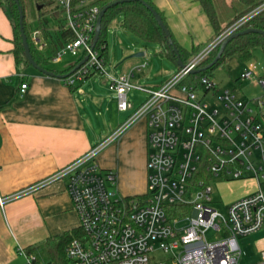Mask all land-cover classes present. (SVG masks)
Returning <instances> with one entry per match:
<instances>
[{"label":"built area","instance_id":"2783aa9c","mask_svg":"<svg viewBox=\"0 0 264 264\" xmlns=\"http://www.w3.org/2000/svg\"><path fill=\"white\" fill-rule=\"evenodd\" d=\"M97 1L52 0L48 17L61 22L73 39L58 49L50 63L57 64L66 55L75 61L86 57L63 83L74 87L94 75L104 76L118 111L130 113L82 156L43 181L0 197V207L63 181L83 233L65 247V264H238V239L264 229V102L241 99L207 77L182 82L228 36L264 11V2L229 25L161 85L144 87L130 82L132 71L119 77L105 71L107 60L92 46L100 12ZM31 39L39 51L46 49L39 31ZM254 69L250 65L240 79H251ZM257 84L264 89V76ZM26 87L21 84L19 93ZM131 90L144 94L135 108L127 96ZM208 96L216 97L221 112L206 101ZM141 121L146 127V190L126 197L117 190L115 173L99 167L96 158ZM216 180H253L257 189L223 204L222 214L212 197ZM208 232L213 233L211 240ZM16 254L24 264H52L19 247ZM254 264H264V249Z\"/></svg>","mask_w":264,"mask_h":264},{"label":"crops","instance_id":"0c3cea01","mask_svg":"<svg viewBox=\"0 0 264 264\" xmlns=\"http://www.w3.org/2000/svg\"><path fill=\"white\" fill-rule=\"evenodd\" d=\"M150 1L162 14L175 43L186 52L188 60L214 38V32L201 9L199 0ZM40 9L45 12L47 8L36 4L34 8L36 16L32 15L28 20L30 36L34 31H38L39 20L51 21L48 14L37 18ZM13 38L9 14L6 9L1 8V198L14 195L43 181L93 147L88 131L90 123L88 109L89 104L96 99L89 96L86 90L93 76L84 83L70 88L60 79L45 76L22 63L17 65L13 55ZM157 47L159 55L160 46ZM137 51H143L145 55L144 50ZM43 52L47 54V51ZM72 64L61 70L54 69L60 72ZM133 69L130 70L132 76L135 71ZM21 84L27 85L23 94L19 93ZM122 141L123 152L126 155L124 162L131 165L138 161L144 163V188L127 194L120 191L117 183V190L126 197L142 195L146 190L145 123L143 121L137 123L115 142L116 146L119 147ZM75 228H78V219L63 181H56L31 194L13 199L0 207V264H24L23 259L16 254L18 247L22 249L36 247L50 236ZM262 249L264 245L257 251L258 258ZM35 253L39 254V250Z\"/></svg>","mask_w":264,"mask_h":264},{"label":"rangeland","instance_id":"374dc122","mask_svg":"<svg viewBox=\"0 0 264 264\" xmlns=\"http://www.w3.org/2000/svg\"><path fill=\"white\" fill-rule=\"evenodd\" d=\"M212 2L221 28H224L232 20L236 11L242 8L237 0H212ZM37 3L36 0H32L28 4L30 7L27 5L25 13L27 23L32 15L36 16L32 5ZM52 7L51 4V7L49 6L45 12L42 9L38 12L42 15H49ZM39 17L41 15H37L38 19H40ZM122 19V15H116L107 30V63L105 71L114 77L126 76L134 67L145 64L140 72H133L134 75L130 78V82L136 86L146 87L158 86L161 82L174 75L178 71V67L158 55L156 44L145 46L135 36L126 31L122 27ZM50 22L51 26L49 30L53 33L57 24L54 20ZM140 49L145 51V55L142 58L128 59L119 64L128 54ZM125 53L127 54L125 55ZM253 53L254 56L249 61H241L234 56L230 57L222 66L214 68L208 75V78L217 83L221 90L232 91L241 99L264 102V89L257 84V80L264 76V54L259 49H255ZM74 61V58L66 55L58 65L49 62L47 68L61 70L74 63ZM250 65L255 66L253 70L254 76L251 79H240V75ZM86 90L89 96L96 99L92 104H89L88 109V116L90 118L88 131L90 139L93 142L92 146H96L102 143L116 129L118 124L127 118L130 111H118L115 94L110 89V84L104 76L94 75L92 81L86 86ZM127 96L134 108L144 100V94L136 90H131L127 93ZM206 101L214 105L220 112L222 111L216 97L208 96L206 97ZM261 112L264 113V107L261 108ZM122 143L123 141L119 147L116 146V143L105 147L96 158V162L101 168H112L113 170H111L116 175L120 191L132 194V192L140 191L144 188V163L138 161L131 165L124 162L126 155L123 152L124 146ZM212 188L213 200L218 203L215 207L222 214L225 211L223 204L227 205L244 198L257 189L253 180L229 183H222L216 180L214 185L212 184ZM206 237L208 240H211L213 233L208 232ZM238 244L241 250V258L238 264L255 263L258 260L257 251L264 245V229L256 234L239 238Z\"/></svg>","mask_w":264,"mask_h":264},{"label":"trees","instance_id":"16d2710c","mask_svg":"<svg viewBox=\"0 0 264 264\" xmlns=\"http://www.w3.org/2000/svg\"><path fill=\"white\" fill-rule=\"evenodd\" d=\"M32 0H18L19 5L23 12V30L26 36L27 44L31 53V56L34 62L45 69L47 64H49L50 59L55 56L56 52L59 48H61L65 42L73 39V35L71 32L64 28L61 22L57 23V26L53 33L49 30L51 26V22L47 20H39V32L42 41L46 44L47 54L43 51H39L37 47L34 45L29 30L28 24L25 16L26 7ZM35 1V0H33ZM37 5L43 6L44 8H48L52 4V0H36ZM121 0H98L96 2L97 6L100 10L107 7L112 3H117L116 6L109 8L105 11L100 26V34L99 38L95 44V49L99 50V52L103 55V57L107 60V30L111 22L114 20L116 15H122V27L131 33L135 38L140 40L145 46L149 44H156L160 46L159 55L167 60L171 61L176 66V57L172 53L171 46L169 44L168 37L160 30L157 25L153 15L148 11V9L144 6L143 3H146L151 8H153L158 15L161 17L164 22L162 14L159 10L153 5L150 0H133L130 2L119 3ZM238 3L241 4L242 8L236 11L232 20L224 27L221 28L219 25V21L217 15L215 13L212 0H199L201 9L205 14L212 31L214 32V38L218 36L221 32H223L229 25L233 22L237 21L241 17L245 16L252 9L260 5L264 0H237ZM33 9L36 4H33ZM4 8L9 14L10 21L13 27V55L15 59V63L18 65L22 63L26 67H30L28 62L26 61L22 49L19 25H18V11L17 6L14 0H0V9ZM40 12V11H39ZM39 15L42 16V14ZM165 24V23H164ZM166 26V25H165ZM167 28V26H166ZM253 28L256 30L264 31V11L250 19L241 29ZM168 30V28H167ZM169 31V30H168ZM169 38L173 42V45L178 51L180 60L185 63L188 59L187 54L183 51L174 41L171 33L169 32ZM213 38V39H214ZM219 47V46H218ZM218 47H216L209 55L206 57L204 61H202L198 68H203L207 64H209L215 57ZM255 49L261 50L264 54V36L248 33L242 36H238L232 39L225 47L222 55L220 56L217 63L212 66L210 69L205 70L200 73L190 74L183 80L182 83H190L197 81L201 77H207L211 73V71L218 67L222 66L230 57H237L241 61H249L253 58ZM75 61L71 66L63 71H56L55 69H48L54 74H66L70 70H72L77 63ZM179 70V69H178ZM73 88V87H70ZM83 233L79 228H75L66 232H63L59 235L48 237L41 245L36 247H28L26 248V252L35 253L39 250V255L46 260H49L52 264H65L64 262V249L68 245V243L75 238H82Z\"/></svg>","mask_w":264,"mask_h":264},{"label":"water","instance_id":"95a60500","mask_svg":"<svg viewBox=\"0 0 264 264\" xmlns=\"http://www.w3.org/2000/svg\"><path fill=\"white\" fill-rule=\"evenodd\" d=\"M130 1H133V0H121V1H119V3L130 2ZM14 2L16 4V6H17V11H18V25H19V32H20L22 49H23L24 57H25L26 61L28 62V64L30 65V67H32L33 69H35L36 71H38L39 73H41V74H43L45 76L62 80L64 78H66L69 74H71L73 71H75L80 65H82L85 62L86 57H84L81 61H79V63H77V65L72 70H70L68 73H66V74H54L53 72L38 66L34 62L32 56H31V53H30V50H29V47H28V44H27L26 36H25L24 30H23V23H22V21H23V12H22V9H21V7L19 5L18 0H14ZM116 4H117L116 2L112 3V4L108 5L107 7L103 8L102 10H100V12L98 14V17H97V20H96V24H95V31H94L92 46L95 45V43L97 42V40L99 38L101 20H102V17L104 15L105 11L107 9H109V8H112V7L116 6ZM143 4L148 9V11L153 15V17H154L157 25L159 26L160 30L168 37L172 53L176 57V62H175L176 66L178 67V69H183L185 67V64L180 60L178 51L175 48V46L173 45V42L171 41V39L169 38V31L167 30V28H166L164 22L162 21L161 17L149 5H147L146 3H143ZM248 33H254V34H258V35L264 36V31L256 30V29H253V28L243 29L241 31H238L236 33L231 34L230 36H228L219 45L218 51H217L214 59L209 64H207L203 68L194 69V70L191 71V73L196 74V73H200V72H203L205 70L210 69L212 66H214L217 63V61L219 60L220 56L222 55L226 45L232 39H234V38H236L238 36H242V35L248 34ZM143 56H144V52L143 51H137V52L131 53L128 56H126L119 64H121L125 60L132 59V58H142Z\"/></svg>","mask_w":264,"mask_h":264}]
</instances>
